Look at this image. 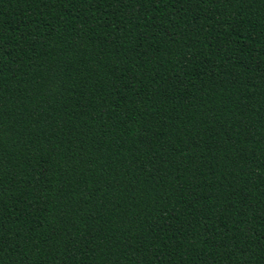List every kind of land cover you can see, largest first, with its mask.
I'll return each mask as SVG.
<instances>
[{
    "label": "trees",
    "instance_id": "16d2710c",
    "mask_svg": "<svg viewBox=\"0 0 264 264\" xmlns=\"http://www.w3.org/2000/svg\"><path fill=\"white\" fill-rule=\"evenodd\" d=\"M0 264H264V0H0Z\"/></svg>",
    "mask_w": 264,
    "mask_h": 264
}]
</instances>
